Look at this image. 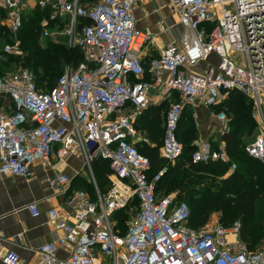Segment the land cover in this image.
Wrapping results in <instances>:
<instances>
[{"label":"built area","instance_id":"2783aa9c","mask_svg":"<svg viewBox=\"0 0 264 264\" xmlns=\"http://www.w3.org/2000/svg\"><path fill=\"white\" fill-rule=\"evenodd\" d=\"M139 1L0 0L2 22L12 33L21 29L25 13L43 10L48 13L43 38L66 36L67 44L84 55L48 90L38 88L29 69L0 75V176L29 179L36 163L52 168L77 152L96 187L93 198L84 190L71 191L72 178L64 172L47 179L56 194L71 191L66 201L71 211L63 217L56 207L48 210L62 234L40 246L37 264H264V247L250 249L241 238V222L190 227V205L176 201L174 194L157 193L156 183L167 167L150 179L151 160L134 141L149 142L137 135L136 122L157 85L170 103L159 147L170 162L183 152L177 133L184 105L200 101L215 107L238 90L252 100L260 125L246 151L264 163V0H169L183 33L147 65L141 52L151 34L137 25ZM4 50L23 54L19 40ZM211 54L216 62L208 60ZM215 116L217 133L228 132L227 111ZM212 142L198 136L194 163L229 161L226 142L217 138V147ZM100 157L108 159L112 170L105 194L93 173ZM235 168L233 163L229 170ZM134 202L137 211L121 232L115 215L132 209ZM27 207L33 216L41 214L38 202ZM66 243L73 246L62 259L57 251ZM2 257L7 264H22L15 250Z\"/></svg>","mask_w":264,"mask_h":264},{"label":"trees","instance_id":"16d2710c","mask_svg":"<svg viewBox=\"0 0 264 264\" xmlns=\"http://www.w3.org/2000/svg\"><path fill=\"white\" fill-rule=\"evenodd\" d=\"M45 17H48V13L39 9L25 13L21 29L14 34L2 22L4 13L0 11V75L17 71L15 69L21 65L29 66L35 73L38 88L48 90L57 84L67 64L76 67L84 61V55L79 48L68 45L62 39L43 38L42 20ZM15 40L20 41L23 50L21 56L4 50L5 44L14 43ZM3 101L4 99L0 98V105ZM213 108L216 112L225 109L231 117L230 130L219 136V140H224L227 144L230 156L228 162L192 161L196 146L190 139L197 138L199 133L192 118L184 120V117H181L177 136L183 141L184 149L175 164L171 165L172 162L160 155V144L139 149L151 160L150 179L161 168L167 167L165 175L156 183L157 193L166 196L176 192V201H186L190 205V227L200 228L199 223H205L212 208L219 204L227 209L228 220L240 219L241 238L254 250L264 241V163L252 157L246 151V143L243 144V135H250L256 129L252 115L253 102L246 94L233 90L225 103ZM155 119L159 120V116ZM183 125L185 131L180 133ZM154 140L159 142L156 137ZM212 144L217 147V140ZM233 163L236 168L229 173ZM93 168L97 172L95 173L101 193H107L111 183L105 178L108 173H112L108 159L97 158L93 162ZM219 174L223 178L218 181L215 176ZM209 180L210 184H202ZM90 192L94 195L93 187ZM229 194L232 196L227 197ZM233 208L234 212L231 214ZM127 217V210H121L115 215L116 227L121 232L127 229Z\"/></svg>","mask_w":264,"mask_h":264},{"label":"crops","instance_id":"0c3cea01","mask_svg":"<svg viewBox=\"0 0 264 264\" xmlns=\"http://www.w3.org/2000/svg\"><path fill=\"white\" fill-rule=\"evenodd\" d=\"M135 15L138 27L152 35L151 46L156 45L151 49V46L147 47V42L142 49L141 57L147 65L153 58L161 55L169 41L181 36L183 26L174 14L169 0H140L136 4ZM191 70L199 71V67H193ZM162 88L157 85L150 91V105L136 122L137 135L149 139L148 143L141 141L140 138L134 139L141 149L157 145L154 139L157 135V123L161 119L155 118L158 116L160 118L163 113V109L159 106L165 100L169 102L162 98ZM210 109L211 107L205 105L203 112L197 109L194 115L198 119V136L214 141L220 136L217 133L220 122L214 114L209 113ZM34 170L35 175L29 179L12 175L0 176V238L2 239L0 264H7L2 256L9 250H15L20 254L22 264H37L40 246L49 241H57L62 234L57 226V220L51 217L48 210L56 207L61 216H66L71 211L66 201L73 190H84L91 194L90 190L93 187L94 195L91 196L96 197L92 176L84 166L82 155L77 152H73L64 161L57 162L52 168L36 163ZM56 172H64L72 178L71 191L66 195L56 194L49 188L47 179ZM34 201L39 203L41 210L39 216H33L27 207ZM72 246V243L60 245L58 256L62 259L66 258Z\"/></svg>","mask_w":264,"mask_h":264},{"label":"rangeland","instance_id":"374dc122","mask_svg":"<svg viewBox=\"0 0 264 264\" xmlns=\"http://www.w3.org/2000/svg\"><path fill=\"white\" fill-rule=\"evenodd\" d=\"M152 35H151V37H150V39L148 40V43H147V47L148 46H151V44L153 43V41H152ZM61 39L62 40H64L65 42L67 41V37L66 36H61ZM67 43V42H66ZM155 46L156 45H152L150 48L151 49H153V48H155ZM73 47V46H72ZM149 50V49H148ZM22 55V54H21ZM20 55V56H21ZM209 61H211V62H216L217 61V58H216V56L215 55H213V54H211L210 55V57H209V59H208ZM241 60H243V59H239V61H241ZM69 67H72V65L71 64H67L65 67H64V71L67 69V68H69ZM21 69H29V70H32V68L31 67H29V66H19V67H17L15 70H21ZM33 71V70H32ZM15 72V71H14ZM34 72V71H33ZM9 73V72H8ZM176 98L178 99V100H181V97L178 95V94H176ZM159 107H161L163 110H162V114L160 115V118L159 119H161V120H159L158 121V123H157V131H156V138H158L159 139V142L158 141H156L157 142V144H160L161 145V142L163 141V137H164V130H165V120H166V116H167V112H168V109H169V102H167L166 100H165V102H163V104L161 105V106H159ZM205 107V105L202 103V102H197V103H195V104H186V105H184V108H183V112H182V118L184 117V120L185 119H188V118H192L193 119V124L195 125V126H197V124H198V119L196 118V116L194 115L195 113H196V110L197 109H200V112H203V108ZM212 113V114H216L217 112L214 110V108L213 107H211V109H210V111H209V113ZM214 112V113H213ZM253 115V114H252ZM162 116H163V118H162ZM228 116L230 117V114H228ZM231 118V117H230ZM254 118V117H253ZM254 120H255V122H256V129L253 131V133L252 134H250V135H243V144L244 143H247L249 140H251L259 131H260V125H259V123H258V121L254 118ZM161 122H163V123H161ZM185 131V126L183 125V127H182V129H181V132L180 133H183ZM198 138V137H197ZM197 138H195V137H193V139H190V142H192L193 144H194V142L197 140ZM180 142H181V144H182V147H183V149H184V143H183V141L182 140H180ZM176 162H178V160L177 161H175V162H172V164L171 165H173V164H175ZM96 171L94 170V168H93V173H94V176H95V179L97 180V172L95 173ZM229 173L231 172L230 170L228 171ZM215 172H213V174H214ZM215 174H217V173H215ZM215 178H216V180H221V178H223V176L221 175V174H219V175H216L215 176ZM105 180H107L109 183H111V177H110V173H108V175L106 176V178H105ZM98 181V180H97ZM206 182H208V183H206ZM210 182H211V180H209V181H205L204 183H202V184H210ZM201 193V192H200ZM172 194H174V195H176V192H173ZM202 194V193H201ZM232 195L231 194H229V195H227V197H231ZM189 202V201H188ZM191 204V203H190ZM134 205L135 206H133V208L132 209H128L127 210V215H128V217H127V219H126V222L127 221H129V220H131L132 218H133V215H134V213L137 211V202H134ZM226 210L227 209H225V208H222L219 204H217L215 207H213L212 208V210H211V212H210V215H209V218H208V220L205 222V223H203V224H201V223H199V227L200 228H198V229H201V228H203V227H207V226H214V225H217V224H222V225H224V226H226V227H231V226H233V225H235L237 222H241L240 221V219L238 218V219H234V220H228L227 218H226ZM234 212V208L233 209H231V214ZM264 247V241H263V243L261 244V245H257V247L254 249V250H256V249H260V248H263Z\"/></svg>","mask_w":264,"mask_h":264}]
</instances>
